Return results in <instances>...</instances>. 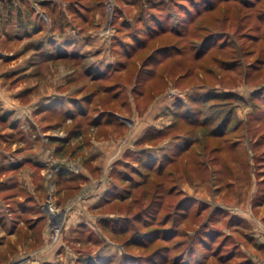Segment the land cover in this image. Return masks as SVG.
I'll list each match as a JSON object with an SVG mask.
<instances>
[{
    "label": "rangeland",
    "instance_id": "1",
    "mask_svg": "<svg viewBox=\"0 0 264 264\" xmlns=\"http://www.w3.org/2000/svg\"><path fill=\"white\" fill-rule=\"evenodd\" d=\"M176 1L0 0V264H264V0Z\"/></svg>",
    "mask_w": 264,
    "mask_h": 264
},
{
    "label": "trees",
    "instance_id": "2",
    "mask_svg": "<svg viewBox=\"0 0 264 264\" xmlns=\"http://www.w3.org/2000/svg\"><path fill=\"white\" fill-rule=\"evenodd\" d=\"M200 1V0H199ZM176 3H177V7H181V8H183V10L184 9H187L188 7H187V4H189L188 6H191V7H195L196 8V0H177L176 1ZM200 3L202 4V7L201 8H203V7H205V6H207V7H205L206 9H209V10H211V9H215L216 7H217V0H201L200 1ZM249 6L251 7V4H249ZM191 7H190V9H191ZM188 10V9H187ZM194 10V9H193ZM199 11V9H195V12H198ZM200 11H201V9H200ZM161 22H159V23H157V24H155L156 25V27H154V28H160L161 26H164V24L162 25V24H160ZM180 24V23H179ZM181 25V24H180ZM182 26H183V23H182ZM175 29L176 31H180V28H179V26L177 25V23H176V25L175 26H171V27H168V28H166V29H169L170 31L172 30V29ZM154 30H156V29H154ZM210 39V37L209 36H207V37H204L203 38V40H202V43H201V46L203 45V44H205L206 45V42H208V40ZM185 46V45H184ZM208 46V45H207ZM206 46V47H207ZM185 48V47H184ZM178 50H184L183 49V47L181 46V45H177L175 42H172V43H169V44H167V45H162V47L161 48H159V52H162V55L160 56V60H159V62L160 61H162L163 59H165V58H167V57H170L171 55H173V53L174 52H176V51ZM179 53H181V52H178V54ZM200 54V53H199ZM200 56V55H199ZM158 62V63H159ZM107 116L105 117V123L106 124H110V123H112V121L114 120L112 117H113V115H114V113H107L106 114ZM199 116H201V115H204L203 114V112H200L199 114H198ZM118 117L116 118V121H118V119L121 121V119H120V117H119V115H117ZM226 118H227V116H223L222 117V119H220L221 121H219V123L217 124V126L215 127V125L212 127V129H210L209 131H212L213 133L212 134H214L215 136H216V134L215 133H217V131H221L220 129H217V127L220 125V127L222 126V124L224 125L225 123H226ZM187 119H189V118H187ZM200 121H201V119H199ZM202 122H204V120H202L201 121V123ZM101 123V121H99V122H97V124H100ZM172 126V125H171ZM209 135H211V133L209 134ZM193 142H195V140H189V143L187 144L188 146L190 145V144H192ZM263 144V141H261V139L260 138H258V139H256V142H255V146H260V145H262ZM57 147H60V145L58 146L57 145ZM186 149V148H185ZM174 156H171V157H169V158H173ZM162 163L163 162H159V165H157V167H152V168H154V169H156V170H159L160 169V166L162 165ZM158 164V163H157ZM148 167H150V166H147L145 163L143 164H140V166H138V167H136L137 169H136V171H135V173H138V174H140L141 175V173H142V170H143V168H146L147 170L149 169ZM63 172L64 171H59V172H57V174H58V176H59V179H61V177H67V179H68V181L69 180H72V179H74V175H72V174H63ZM161 173V172H160ZM160 173H158L157 174V176H159L160 175ZM149 174V171H146L145 172V177H146V175H148ZM143 175V176H144ZM119 177H121V176H119ZM131 181H132V179H125V181H123V184H124V182H128V184H131L130 186L131 187H128V189H127V192L124 194V195H120L119 194V191H118V189L117 188H115V186H113L112 187V189L111 190H107L102 196H101V198H100V200H99V202H101L102 204H108V203H116L115 204V206L117 207L116 208V210H119L120 208H121V203L122 202H128L130 199H134V200H136L137 198H138V196L136 195L137 194V192L135 193V192H133L132 191V188H137L138 186H140V185H142L143 183H144V181H142L141 183H139L138 184V186H135L134 187V185L131 183ZM140 181V180H139ZM138 181V182H139ZM158 183H162L161 181H158ZM73 186V185H72ZM159 186H156V189L158 188ZM69 188H71V189H74L73 187H71V185H69ZM154 196H151L150 197V202H149V205H147L145 208H144V210H145V215H142L141 216V218H139L141 221H142V223H143V225L147 228L146 229V231H144V232H142V231H136L134 234H132L131 236H130V239L128 238V240H129V243H135V244H138V243H143V244H145V246L146 245H151V243L153 242V240H155V237H152L151 236V234H153V233H159L158 235H156V237H159V236H161V238H165V236H167V234L168 233H166V232H170V231H172V230H175L176 229V227H175V225L176 224H174V222H172L171 224H168V225H166L167 224V222H168V220L169 219H166L165 221H164V225H160V226H157V225H153L154 224V222H155V220H158V221H160L161 219H157L156 217V211L155 212H153L152 214L151 213H149V209L151 208V205L150 204H152V202H154ZM37 204V201L36 200H33L32 201V205H36ZM129 204L130 203H128V206H127V212L129 213V211H130V207H129ZM34 212V211H33ZM31 213V212H30ZM36 215V218H37V223L38 222H42V223H45L46 222V216L45 215H43V211H41V209L39 210H36L35 212H34ZM40 214V215H39ZM138 216H140V215H138ZM139 219H137V220H139ZM122 221H124L125 223H124V225L121 223ZM36 223V224H37ZM101 223H102V225L104 226V228H106V229H110L112 232H114V233H120V234H123V233H125V231L126 230H128L129 228H130V226H131V219H130V217L128 216V215H124V216H119L118 218H112V219H109V220H106V219H102L101 220ZM122 224V225H121ZM81 230V229H80ZM164 231V232H163ZM82 232V231H81ZM80 233V232H79ZM137 238H143V239H141V240H138ZM145 238V239H144ZM160 249H162V248H165V245H162L161 247H159ZM158 248V249H159ZM157 249V250H158ZM156 250V251H157ZM156 251H152L150 254H154ZM186 247L185 248H183V250L179 253V254H182V256H184V254H186ZM128 254V253H127ZM127 254H125V256H126V258L127 259H132V258H134V257H136V256H134V255H127ZM130 256H132V257H130ZM118 257H120L121 258V255H118ZM123 258V257H122ZM114 260H112V259H110V257H106V258H104L103 260H94V261H91V262H88L87 264H105V263H111V262H113ZM117 263H118V261H117ZM124 264H130V260H128L126 263H124Z\"/></svg>",
    "mask_w": 264,
    "mask_h": 264
},
{
    "label": "crops",
    "instance_id": "3",
    "mask_svg": "<svg viewBox=\"0 0 264 264\" xmlns=\"http://www.w3.org/2000/svg\"><path fill=\"white\" fill-rule=\"evenodd\" d=\"M89 180V179H88ZM97 190V189H96ZM99 191V190H98ZM97 191V192H98ZM96 194V202H99L100 198H101V194L100 193H95ZM69 203V199H64L62 202H61V206H64V208L62 210H66V204ZM46 221H47V217H46Z\"/></svg>",
    "mask_w": 264,
    "mask_h": 264
},
{
    "label": "water",
    "instance_id": "4",
    "mask_svg": "<svg viewBox=\"0 0 264 264\" xmlns=\"http://www.w3.org/2000/svg\"><path fill=\"white\" fill-rule=\"evenodd\" d=\"M64 213V210H62L61 214Z\"/></svg>",
    "mask_w": 264,
    "mask_h": 264
}]
</instances>
